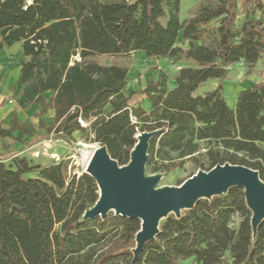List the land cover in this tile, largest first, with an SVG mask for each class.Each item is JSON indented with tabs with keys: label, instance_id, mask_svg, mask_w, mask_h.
Instances as JSON below:
<instances>
[{
	"label": "trees",
	"instance_id": "1",
	"mask_svg": "<svg viewBox=\"0 0 264 264\" xmlns=\"http://www.w3.org/2000/svg\"><path fill=\"white\" fill-rule=\"evenodd\" d=\"M180 5L0 0V50L21 43L24 58L11 91L20 87L36 118L53 111L46 134L69 144L79 132L86 143L104 146L120 167L130 162L137 135L155 132L146 163L152 173L188 161L190 178L199 169L230 164L252 169L264 183V81L242 89L233 108L221 86L233 65L253 68L264 58V0H198L183 20ZM135 52L188 64L173 78V89L165 92L160 80L150 79L136 93L149 101V112L129 106L134 94L125 90L127 67L89 60ZM209 81L219 82L217 88L197 94ZM44 128L40 124L33 139L45 138ZM15 131L33 137L36 128L13 118L9 129L0 128L2 147ZM97 200L95 180L69 171L67 163L0 159V264H131L140 221L112 212L84 220ZM235 215L241 221L232 228ZM251 216L239 187L199 200L179 217L162 220L134 264H264V221L253 234Z\"/></svg>",
	"mask_w": 264,
	"mask_h": 264
},
{
	"label": "water",
	"instance_id": "2",
	"mask_svg": "<svg viewBox=\"0 0 264 264\" xmlns=\"http://www.w3.org/2000/svg\"><path fill=\"white\" fill-rule=\"evenodd\" d=\"M155 135L140 133L127 166L120 167L98 144L83 173L91 176L98 188V200L85 212L83 219H104L109 212L140 221L136 246L132 250L134 264L147 242L155 239L159 225L169 215L179 217L197 201L211 200L226 194L229 189H243L246 204L252 213L253 234L264 221V183L252 169L238 165H217L208 172L199 171L176 188L155 189L159 176L145 178L149 140ZM77 147H83L78 144Z\"/></svg>",
	"mask_w": 264,
	"mask_h": 264
},
{
	"label": "rangeland",
	"instance_id": "3",
	"mask_svg": "<svg viewBox=\"0 0 264 264\" xmlns=\"http://www.w3.org/2000/svg\"><path fill=\"white\" fill-rule=\"evenodd\" d=\"M197 2L198 0H181V5H180V19L181 20L187 17V12L189 8L195 5ZM241 22H242V19L239 18L238 24H240ZM129 56L127 57L92 56L89 58V60L97 61L102 66H124V65L128 66V64L131 62ZM134 56L135 57L132 60L133 61L132 65L134 69L131 71V74H130V85H132L133 87L137 86L134 82L136 79L145 78L149 74L154 75L155 76L154 79L158 78L157 80H161L162 78L161 80L162 84L164 82L168 83V81L171 80V78H174L176 76L178 72L177 69L183 65L181 61L175 60V59H167V58L158 59L157 60V62H159L158 64H156L153 68L145 69L140 74V77H137L135 75L136 67L138 64L137 61H139V59H143V57L146 58L147 60L148 58L145 57L141 52L135 53ZM78 61H79V57L76 56L71 59L69 64L73 65ZM21 62H22V59H21ZM238 65H239L238 69H236L235 66L233 65L229 69L227 80L221 82L223 96L226 100L227 105L230 108H233L234 101H235L234 87L236 86V84L235 82L233 83V80L237 78L239 73H243V70L245 68L249 67V65L243 62L239 63ZM18 71L19 70H17L14 73L15 80L18 77ZM250 75H252V72L246 71L241 76V78L238 79V83H241L240 88L242 87L246 88L245 86L248 87L251 82L253 83V80L249 79ZM257 76H259V73ZM150 79H153V78L151 77ZM150 79L148 78V80ZM0 86L3 92L7 90V87L9 86L8 80L6 79L1 80ZM142 86L143 85H141V87ZM207 88L209 89L212 88V85L208 84L206 85V87L199 88L198 91L201 93L204 90L206 91ZM135 89H136L135 91H138V88H135ZM126 93H127V90H126ZM133 94L134 95L131 97L129 106H131L133 104V101L136 100V103L134 105L141 104L144 110L149 112L151 109V105L149 101L146 98L143 99L142 96L137 95L136 92H134ZM48 96L49 94L45 95L46 98H48ZM140 100L141 102H139ZM146 100L148 101V104ZM3 105L11 107V113H10L11 120L12 118H16L20 124H26V126L27 124L28 125L30 124L34 128H36V131L33 137H28L27 135L17 131V133L21 134L23 141H21L22 144L20 147H18L17 151L11 150L12 152L10 153L12 154L6 158H3L6 160V164H9L11 157L18 156V157H25L29 161L30 164L47 166L51 164L52 162L54 163L63 162V163H67L69 171H73L74 173H77V174H80L81 172L84 171L83 165H82L81 154L83 152H92L94 148L98 146V144L90 143V142L86 143L84 136L81 135L79 132H75L71 136V141L69 144L64 141L55 139L53 132L46 134V128H47L46 125L48 123L53 124L52 123L53 121L50 118L51 114L48 113L46 116H43L41 118L34 117V113H35L34 107L26 104L22 99H20L19 95H16V93L11 92V94H9L6 99H4ZM40 124H44L45 126V128L42 130V134H44L46 137L41 138V139H33L37 135L38 126ZM81 125L83 127L86 126V124L83 122ZM88 141H90V137ZM78 144H82L83 147H77ZM202 147L204 148L205 145H203ZM207 167H208L207 161L204 160V169H207ZM199 171H204V170L199 169L195 172V174ZM192 172H193V164L191 162L185 161V163L180 169H176L171 172L152 173L150 172L149 167L145 165V170H144L143 175L145 178L159 176V180L155 186V189L158 190V189H162L165 187L176 188L180 186L179 181L185 180L186 178H188V176H190ZM204 172H207V171H204ZM240 221H241V218L238 215H235L231 221V227L236 228ZM180 264H195V263L192 261V259H188V260H184L180 262Z\"/></svg>",
	"mask_w": 264,
	"mask_h": 264
},
{
	"label": "crops",
	"instance_id": "4",
	"mask_svg": "<svg viewBox=\"0 0 264 264\" xmlns=\"http://www.w3.org/2000/svg\"><path fill=\"white\" fill-rule=\"evenodd\" d=\"M100 1L102 3H106V2H108L110 0H100ZM0 39H1V34H0ZM135 53H137V52H135ZM135 53H132L129 56L131 62L128 64V66L124 65L125 67L128 68L127 79H126V88H125L127 90L128 94H133L134 92L137 93L139 90L144 89L146 87V85L148 84V82H149L148 78L149 79L151 77L153 79L155 78L154 75L149 74L145 78H142V79L139 78V79H136L135 81L133 80L137 86L133 87L132 85H130V74H131V71L134 69V67L132 65V63H133L132 60L135 57L134 56ZM138 53H140V52H138ZM141 53L145 56V54L143 52H141ZM147 58H148V60L143 57V59H139V61H137L138 64H137L136 72H135L136 73L135 75L137 77H140V74L145 69L153 68L156 64L159 63V62H157L158 59H156L155 57H147ZM21 59H22V62H23L24 58H23V54H22V50H21V43H15L11 47H4L2 50H0V81L6 79V80H8V83H9V86L7 87V90H5L4 92H3V90L1 89V86H0V128L1 129H9L11 127V125H12L13 118L11 120V116H10L11 107L3 105V102H4V99H6L7 96L9 94H11V92H12L11 91L12 85L17 80V79L15 80L14 73L17 70H19L20 63H22ZM181 62H182L183 65L180 68L186 67L188 65L186 62H183V61H181ZM238 64L234 65L236 69L239 68ZM180 68H178L177 70H179ZM246 71L252 72V75L249 76V79L253 80V83L251 82L248 87L245 86L246 88L251 87L255 83L263 82L264 81V58L259 63H257L253 68H250V67L245 68L243 70V73H239L237 78L233 80V83L235 82V84H236V86L234 87V98H235V101H236L238 93L242 89H245L243 87L240 88L241 83H238V79L241 78V76ZM257 72L259 73V76H257L258 75ZM18 74H19V71H18ZM12 75H13V77H12ZM157 79L158 78L154 79V81L155 80L157 81ZM161 80H162V78H161ZM161 80H160V84H161L160 88L162 90H164L165 92L173 89L175 87V85H176L175 81L173 80V78H171V80H169L168 83L164 82L163 84L161 83ZM217 83H218L217 81L206 82V83L200 85L199 88L206 87V85L211 84L212 88H210V89L207 88L206 89V91H209V90L211 91V90H214L215 88H217V86H218ZM141 85H143V86L141 87ZM135 88H138V91H135L136 90ZM206 91L204 90L203 92L200 93L197 90V94H202V93H204ZM19 92H20V87L17 85L14 93H16V95H19ZM140 96H142V98L145 99L144 95H140ZM142 98H140V99H142ZM20 99H22L24 101V99L22 97H20ZM235 101H234V103H235ZM139 102H141V100ZM146 102L148 104L147 100H146ZM135 103H136V100L133 101V104L131 106H133ZM34 109H35V107H34ZM49 113L51 114L50 118L52 119V121H53L52 123L54 124L53 111H49ZM53 124L48 123L46 126L47 127H51V126H53ZM12 136L15 138L14 140L13 139H7L6 141H4V144L6 145V148L2 147V141L0 140V159H3V158H6V157L10 156L12 154V153H10V152H12L11 150L17 151L18 147L21 146V144H22L21 141H23V139L21 137V134H19V133H17V131H15L12 134Z\"/></svg>",
	"mask_w": 264,
	"mask_h": 264
},
{
	"label": "bare ground",
	"instance_id": "5",
	"mask_svg": "<svg viewBox=\"0 0 264 264\" xmlns=\"http://www.w3.org/2000/svg\"><path fill=\"white\" fill-rule=\"evenodd\" d=\"M92 156V152H83L81 154V158H82V165H83V170H86V167L90 161V158Z\"/></svg>",
	"mask_w": 264,
	"mask_h": 264
}]
</instances>
